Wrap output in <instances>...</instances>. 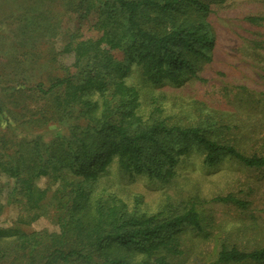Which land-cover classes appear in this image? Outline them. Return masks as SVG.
<instances>
[{"label":"trees","instance_id":"1","mask_svg":"<svg viewBox=\"0 0 264 264\" xmlns=\"http://www.w3.org/2000/svg\"><path fill=\"white\" fill-rule=\"evenodd\" d=\"M219 1L60 0L71 15L63 16L60 26L50 8L30 9L29 17L35 19L32 36L29 27L23 35H29L32 48L23 53L22 62L10 67L27 81L25 72L36 58L57 61L61 75L49 83L36 79L29 86L46 101L33 122L46 126L52 121L55 126L45 140L42 132L30 130L26 110L20 128L9 120L15 110H9L0 96V172L14 180L10 196L19 208L17 223L30 224L44 216L58 230L0 226V264L189 263L194 247L187 232L207 238V229L212 230V217L205 216L196 198L181 210L147 212L135 208L142 203L139 195H134V207L129 208L115 191L97 193L95 188L101 178L104 187H110L113 168L119 177L145 174L168 182L190 144L201 148L208 164L223 153L248 168L264 166L263 155L245 154L235 143L239 135L247 139L264 132L255 125L247 131L224 110L215 116L205 112L214 121L210 136L198 124L142 116L153 105L159 109L155 87L201 80L197 72L211 60L214 44L210 4ZM67 20L74 28L57 50L41 52L34 46L47 41L51 48ZM133 70L138 83L126 79ZM40 176L50 181L45 187L35 183ZM210 201L230 204L241 213L248 206L233 193L215 195ZM237 225L217 234L216 256L208 264L264 262L262 240L245 249L232 238V233L245 229L244 223Z\"/></svg>","mask_w":264,"mask_h":264},{"label":"rangeland","instance_id":"2","mask_svg":"<svg viewBox=\"0 0 264 264\" xmlns=\"http://www.w3.org/2000/svg\"><path fill=\"white\" fill-rule=\"evenodd\" d=\"M37 3L39 5L36 8ZM45 7L50 8L56 15L59 20L58 26L60 20L71 17L64 10L60 0H0V96L3 98L1 100L6 102L7 108L16 112L9 116L11 122L19 124L21 116L27 110V119H31L28 122L30 130L42 132L44 139L48 140L52 136L55 124L50 121L46 126H42L33 122L46 108V101L39 100V94L33 93L29 86L36 79L49 83L54 77L61 75L57 61L47 62L43 58H36L33 67L25 72L27 81L10 67L12 63L22 62L23 53L32 48V42L28 41L29 35H23L24 30L29 27L32 36L31 23H34L35 19L32 21L33 15L29 17L30 9L38 11L45 10ZM248 16L259 19L251 22L247 19ZM208 21L214 44L210 53L211 60L203 64L197 72L201 80L186 81L179 86L155 87V94L159 97L157 103L159 109L154 110L153 105V108L148 110L151 114H142L143 118L150 115L151 118L164 120L166 123L198 124L201 130L210 136L214 121L210 117L207 118L205 112L209 111L215 116L218 111L224 110L227 117H233L234 123L244 125L247 131L251 125H255L259 132H264V0L213 2L210 4ZM50 27L52 30V25ZM73 28V21L67 20L64 26L59 28L51 48L47 41L38 44L39 46L34 43V46L41 52L47 48L57 50ZM126 79L131 83L139 81L135 70ZM17 82L22 85L12 89L11 86L15 87ZM13 91H15L13 97H5ZM19 126L21 128L20 124ZM167 138L169 139L168 136ZM235 143L245 154L256 153L264 156L262 134L257 137L251 135L247 139L239 135ZM200 149L192 144L188 146L187 154H181V159L174 167L175 176L168 182H161L154 177L149 178L145 174L119 177L113 168L112 178L109 180L110 187L106 189L101 182L105 179L101 178L95 188L97 193L115 191L117 195L123 196L129 208L134 207V195H139L142 203L135 208L140 207L147 212L163 210L166 213L181 210L188 200L196 198L197 204L199 203L205 210V216L212 217L210 222L212 230L207 229L209 231L207 238L187 232L189 234L187 237L194 247L187 264H192L193 261L208 264L212 261L216 256L215 246L220 238L217 234L222 236L224 231L240 226L237 225L240 222L242 225L245 224V229L231 235L238 241V245L248 249L252 248L255 241L262 240L260 242L264 243V166L248 168L223 153L216 156L214 163L208 164L204 161V153ZM49 182L45 176L35 180L41 187H45ZM13 187V178L0 172V226L18 225L26 231L58 230L57 225L44 216L30 224H18L16 217L19 208L10 196ZM53 187L54 185L51 188ZM51 192L49 189L48 200ZM226 193H233L247 200V209L241 213V210L230 204L210 201L211 197Z\"/></svg>","mask_w":264,"mask_h":264}]
</instances>
